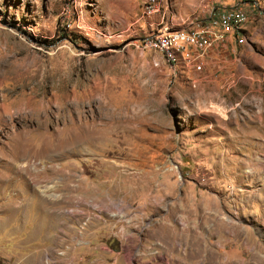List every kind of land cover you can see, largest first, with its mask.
<instances>
[{
  "label": "rangeland",
  "instance_id": "obj_1",
  "mask_svg": "<svg viewBox=\"0 0 264 264\" xmlns=\"http://www.w3.org/2000/svg\"><path fill=\"white\" fill-rule=\"evenodd\" d=\"M237 2L0 0V264L70 262L87 199L137 213L169 264H264V0L201 68L140 44Z\"/></svg>",
  "mask_w": 264,
  "mask_h": 264
},
{
  "label": "built area",
  "instance_id": "obj_2",
  "mask_svg": "<svg viewBox=\"0 0 264 264\" xmlns=\"http://www.w3.org/2000/svg\"><path fill=\"white\" fill-rule=\"evenodd\" d=\"M145 4L147 12L152 13L159 9V0H145ZM258 6L259 0H238L233 7H220L217 12L212 10L204 18V22L199 28L159 30L141 38L140 44L143 49L157 53L171 67L182 61L186 65L197 64L201 68L204 53L224 40L226 36H239L242 33L243 24L248 19L249 9L252 11ZM99 204L87 199L83 203L79 201L75 206L65 210L77 220L83 218L75 225L78 233L87 228L93 218L92 214L97 211L98 213L95 215L102 219L104 224L110 220L108 222H111L112 228L116 227L112 232L113 238L111 239H113V244L119 246V250L126 245L131 248L132 244L135 245L130 253L128 264H169L168 257L162 254L158 248L149 249L147 254L139 250L144 230L148 225L147 221L137 222L133 218L137 213H125L124 205L120 202H109L105 207ZM80 244L82 242L76 240V245ZM102 248L108 252L115 251L112 243H105ZM56 254V256H62L64 250L58 249ZM54 260L47 257L46 264H58ZM71 263L70 261L66 264Z\"/></svg>",
  "mask_w": 264,
  "mask_h": 264
},
{
  "label": "crops",
  "instance_id": "obj_3",
  "mask_svg": "<svg viewBox=\"0 0 264 264\" xmlns=\"http://www.w3.org/2000/svg\"><path fill=\"white\" fill-rule=\"evenodd\" d=\"M219 8H217V10L215 12H217ZM32 212H33V209L29 208L27 210V213H29V214H31ZM63 220H64V217H63ZM25 228H27V226L22 227L21 231L24 230ZM55 234H56V236H55L56 237V247L55 248L60 249V248H62L61 246H64V244L66 243L65 237H64V229L61 227L58 228L57 231L55 232ZM236 234L237 233H235V232H233L232 235H230V234L224 235L223 234V238H222L223 241L220 242V245H219L220 250H218V252H222V253H234L235 251L239 252V246L237 244H235V242H237L236 238L238 237V235H236ZM105 235H108V232H107V234H105V232H103V231L101 232L99 229H95V228L89 229L88 227L85 228L83 231H81L79 234H77V233L73 234L71 236V238H74V237H76L77 239L81 238V240H83V242H84V247H82V245L74 247V244H72L71 247H69V249H72V250H68L67 247L65 248L68 256L70 255L69 254L70 251L73 252V254H71V256H73L74 258H72V260H70L72 262L71 264H128L130 253H131L132 249L135 248V245L132 244V248H131V246L126 245L125 247H122V249L119 250V246L117 244H113V241H111V242L109 241L108 243H110V244L112 243V246H113L115 251L108 252L102 248L103 244L97 242L98 239L101 240L100 237L105 236ZM152 235H153V233H152ZM145 236L142 239L139 250H141L143 253L147 254L149 252V249H151V248L160 249L159 244H158V242H160V241H156V239L160 240L159 237L156 236L157 238L155 239V237H153L151 235H148V237H147V234H145ZM150 238H152V239H150ZM228 238H229V241H227ZM59 240H60V242H59ZM19 242H21V241H19V239H17L16 243L18 244ZM28 242H30V240ZM59 245H61V246L58 247ZM136 245H137V243H136ZM30 246H31V243H30ZM42 247L44 248V250L42 248L41 249L35 248V251H31V252H33L34 254H37L38 252L45 254L44 251L48 250L49 254H52V251L50 252V250H49L50 248L53 247L52 244H50V243L44 244ZM80 249H81V251H80ZM77 251L85 253L84 254L85 259H88L85 263L80 262V260L82 259V256H79ZM50 256H52V255H50ZM226 257H227V259H230V258H228V257H230L229 255H227ZM236 259L241 260L239 257H237ZM42 264H43V262H42Z\"/></svg>",
  "mask_w": 264,
  "mask_h": 264
},
{
  "label": "bare ground",
  "instance_id": "obj_4",
  "mask_svg": "<svg viewBox=\"0 0 264 264\" xmlns=\"http://www.w3.org/2000/svg\"><path fill=\"white\" fill-rule=\"evenodd\" d=\"M56 115H58V114H56ZM25 166L27 165V164H24ZM16 168V167H15Z\"/></svg>",
  "mask_w": 264,
  "mask_h": 264
}]
</instances>
